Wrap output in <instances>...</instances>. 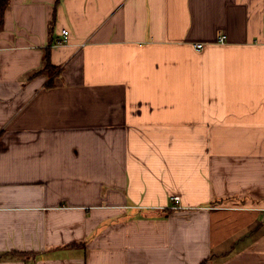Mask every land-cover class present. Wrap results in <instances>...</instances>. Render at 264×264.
<instances>
[{"label":"crops","instance_id":"0c3cea01","mask_svg":"<svg viewBox=\"0 0 264 264\" xmlns=\"http://www.w3.org/2000/svg\"><path fill=\"white\" fill-rule=\"evenodd\" d=\"M0 264H264V0H9Z\"/></svg>","mask_w":264,"mask_h":264},{"label":"trees","instance_id":"16d2710c","mask_svg":"<svg viewBox=\"0 0 264 264\" xmlns=\"http://www.w3.org/2000/svg\"><path fill=\"white\" fill-rule=\"evenodd\" d=\"M9 5V0H0V26L2 24V16L3 12ZM50 52H45V56L43 57V64L41 69L37 72L38 74L46 75L47 77H51L52 79L47 83L46 87L48 89L53 88V77H55L58 69L53 67L50 62Z\"/></svg>","mask_w":264,"mask_h":264},{"label":"built area","instance_id":"2783aa9c","mask_svg":"<svg viewBox=\"0 0 264 264\" xmlns=\"http://www.w3.org/2000/svg\"><path fill=\"white\" fill-rule=\"evenodd\" d=\"M68 37H69V32L63 30L61 32V38L62 39L56 41L55 46H57V47L58 46H61V47L64 46L67 43V41H68ZM224 43H225V37H223V36L219 37L218 38V44L223 45ZM196 48L198 50H200V49L203 48V46L202 45H197ZM174 202H175L176 205H179V198H175Z\"/></svg>","mask_w":264,"mask_h":264}]
</instances>
